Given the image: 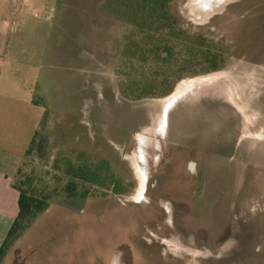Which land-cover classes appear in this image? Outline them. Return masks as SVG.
Segmentation results:
<instances>
[{
  "label": "rangeland",
  "instance_id": "1",
  "mask_svg": "<svg viewBox=\"0 0 264 264\" xmlns=\"http://www.w3.org/2000/svg\"><path fill=\"white\" fill-rule=\"evenodd\" d=\"M27 1L11 36L35 54L20 65L47 111L22 174L108 161L127 192L55 197L0 264H264V0L172 2L179 28L214 40L225 61L189 67L183 80H208L166 112L121 94L147 66L128 63L141 32L108 0Z\"/></svg>",
  "mask_w": 264,
  "mask_h": 264
},
{
  "label": "trees",
  "instance_id": "2",
  "mask_svg": "<svg viewBox=\"0 0 264 264\" xmlns=\"http://www.w3.org/2000/svg\"><path fill=\"white\" fill-rule=\"evenodd\" d=\"M173 1H107L113 11L122 13L141 32L140 39H131L126 44V55L128 63L137 60L147 68L142 69L138 77L128 74L127 79L120 83V92L128 101L161 99L171 95L186 75L193 74L187 71L189 67L204 66L201 72L194 75L222 68L225 58L219 45L203 34L182 31L172 13ZM133 72L136 73V70L130 73ZM42 141L43 134L38 129L25 157L40 152ZM63 164L64 167L60 168L56 162L53 173L47 178L38 177L39 180L28 175L24 177L22 168H19L13 183L19 192V212L0 248V262L12 243L49 208L55 197L105 198L127 192L108 161L92 164L78 157L76 161L66 159Z\"/></svg>",
  "mask_w": 264,
  "mask_h": 264
},
{
  "label": "crops",
  "instance_id": "3",
  "mask_svg": "<svg viewBox=\"0 0 264 264\" xmlns=\"http://www.w3.org/2000/svg\"><path fill=\"white\" fill-rule=\"evenodd\" d=\"M28 4L27 0H0V248L19 212L14 179L47 111L36 99V79L20 65V56L35 54L17 48V39L11 36L12 19Z\"/></svg>",
  "mask_w": 264,
  "mask_h": 264
},
{
  "label": "bare ground",
  "instance_id": "4",
  "mask_svg": "<svg viewBox=\"0 0 264 264\" xmlns=\"http://www.w3.org/2000/svg\"><path fill=\"white\" fill-rule=\"evenodd\" d=\"M207 80H208V78H204L202 80H194V79H190L188 81L183 80L182 86L179 89L176 88L175 91L171 95H169V96H167L165 98L159 99L158 101L161 102V103H163L165 105L164 111L166 112L171 107V105L173 104L174 100L178 97V95L181 92H183V90L187 87V85L197 83V81L205 82ZM145 184H146V179L145 180H142V185L143 186H142L141 192L137 195L138 199H140L141 197H143V192H144V189H145ZM137 197H136V199H137Z\"/></svg>",
  "mask_w": 264,
  "mask_h": 264
},
{
  "label": "flooded vegetation",
  "instance_id": "5",
  "mask_svg": "<svg viewBox=\"0 0 264 264\" xmlns=\"http://www.w3.org/2000/svg\"><path fill=\"white\" fill-rule=\"evenodd\" d=\"M233 132H242V129H238V130H236V131H234V130H232ZM218 132H220L219 130H218ZM143 194H144V192H143ZM138 199V198H137Z\"/></svg>",
  "mask_w": 264,
  "mask_h": 264
}]
</instances>
